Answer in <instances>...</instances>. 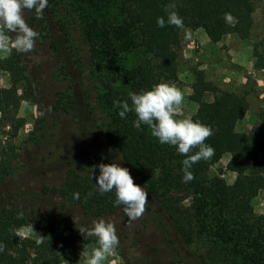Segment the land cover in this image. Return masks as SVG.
Wrapping results in <instances>:
<instances>
[{
  "label": "trees",
  "instance_id": "1",
  "mask_svg": "<svg viewBox=\"0 0 264 264\" xmlns=\"http://www.w3.org/2000/svg\"><path fill=\"white\" fill-rule=\"evenodd\" d=\"M258 1L121 0L114 22L95 17L78 24L85 46L83 59L73 55L70 32L49 5L51 0L40 19L61 71L71 81L69 104L82 134L78 149L91 147L92 134L98 136L110 158L96 155L91 160L98 165L103 161L120 163L129 169L134 183L145 188L148 192L145 211L159 221L177 251L175 260L167 264H264V214L256 215L250 201L251 195L264 192V159L260 158L264 154V121L247 133L236 131L237 122L249 108L247 94L220 90L197 78L189 99L198 107L191 118L213 127L214 133L205 144L215 149V155L195 163L191 168L195 178L184 183L182 161L187 157L176 146L161 144L147 125L142 124L140 130L135 128L138 117L134 111L121 118L122 109L114 102L127 101L131 106L129 93L150 90L160 82L177 81L181 29L167 24L164 11L167 4H176L185 29L200 28L210 41L216 42L229 33L248 38ZM108 2L73 0L71 5L76 6L78 13L84 5L97 7L98 3L108 5ZM226 13L236 18L233 25L223 21ZM159 17H164V27L158 26ZM135 52L143 56L142 61L128 67L129 56ZM253 56L254 68L264 70V55ZM23 59V53L12 50L1 65L9 73L11 83L0 88V184L15 173L14 165L18 163L19 155L9 142L23 125L18 117L20 103L37 104ZM89 87L95 94L93 100H88ZM206 93L213 95L209 102L203 99ZM98 112L100 123L96 119ZM84 116L86 122L82 123ZM84 125L88 132L84 131ZM47 133L42 118L30 133L29 143L41 147ZM55 151L69 158L73 149L58 146ZM226 151L230 153L226 170L236 174L233 184H227L220 175L209 174L210 161L219 160ZM80 156L78 164L68 158L65 161V181L57 192L90 214L102 215L122 207L115 204V190L99 192L96 178L100 174L95 171L92 178L90 170L97 164L86 161V155ZM33 162L29 160L28 165ZM90 192L92 196L88 195ZM74 193H79L78 200ZM185 199H190L189 206L182 204ZM38 201L33 195H0V244L6 246L0 252V264H60L66 249L79 243L91 247V251L97 246L96 237L75 231L52 214L51 209L46 212L50 214L35 211L38 216H33L31 212ZM35 222L44 224L41 243L18 232Z\"/></svg>",
  "mask_w": 264,
  "mask_h": 264
},
{
  "label": "rangeland",
  "instance_id": "2",
  "mask_svg": "<svg viewBox=\"0 0 264 264\" xmlns=\"http://www.w3.org/2000/svg\"><path fill=\"white\" fill-rule=\"evenodd\" d=\"M121 0H109L108 5L98 3L97 7L84 5L77 13L76 6L71 5L73 0H51L50 6L55 9L59 19L64 21L70 32V44L73 55L82 58L85 56V46L81 41L78 24L86 22L95 17L115 21L116 8ZM64 5L65 8H62ZM75 10V11H74ZM24 18L33 30L40 33L35 41L33 50L23 53V64L25 75L31 83L37 104L21 102L18 109V117L23 120L15 139L9 142L18 157L15 163V173L8 176L0 184L1 194L33 195L39 201L34 206L33 216L37 212L50 211L56 217L72 226L77 232H87L92 227V222L98 219L111 220L115 223L119 245L102 264H167L175 260L177 251L169 241V237L158 220L154 219L146 211L135 221H129L124 215L123 206L106 214H90L79 204H73L64 199L57 189L65 181V161L68 157L55 151L56 148H70L69 160L77 164L81 160V154L86 155V161L97 164L94 159L96 155L102 158H110L109 150L103 145L102 140L92 134L94 145L86 146L83 151L77 147L82 134L79 132L80 124H76L73 109L70 107L71 81L62 73L58 57L50 46V40L45 37L41 20L37 18L35 10H24ZM252 27L248 38H241L234 33L224 34L229 39L228 43L209 48H196L190 59V64L185 66L184 58L178 57L177 70L183 73L190 72L185 80L169 82L175 84L184 93V100L180 108L179 116L191 117L193 113L189 99L192 94V85L197 78H202L214 84L218 89L224 91L245 92L249 103L245 116L236 124V131L247 133L250 129L264 121V70L254 67V53L264 55V0L255 4L252 15ZM225 23L233 25L235 17L224 18ZM186 30V29H185ZM14 39L15 34L8 33ZM184 30H180L179 39L184 40ZM180 46V45H179ZM251 49V53L249 52ZM14 50V49H13ZM178 56H179V49ZM11 51L0 54V88L10 86V75L1 69L2 62L9 58ZM143 56L137 52L131 54L127 61L128 67H133L142 61ZM90 82V81H89ZM88 83V82H86ZM88 100L95 97L92 88L89 87ZM213 95L206 93L204 101H211ZM74 99V98H73ZM190 107V109H189ZM197 110V104L194 103ZM99 112L96 114L97 123L102 120ZM45 119L48 135L41 147H34L29 143V135L33 128L38 126L40 119ZM86 122V117L82 123ZM84 131L88 128L84 125ZM37 132V129L35 131ZM56 153V154H55ZM230 153L224 152L222 157L216 161H210L209 174L220 175L227 184H233L236 174L226 170ZM264 159V154H260ZM34 161L28 165V161ZM20 162V163H19ZM102 163L108 164L107 161ZM82 163L79 166L82 167ZM98 166V164H97ZM96 172L100 174L99 168ZM84 174V173H82ZM253 212L256 215L264 214V192L260 191L250 196ZM184 206L190 205V199H185ZM35 212V213H34ZM39 218V217H38ZM44 224L35 222L29 227L18 230L19 234L40 240L43 235ZM91 255V247L79 243L73 248L66 249L60 264H87Z\"/></svg>",
  "mask_w": 264,
  "mask_h": 264
},
{
  "label": "clouds",
  "instance_id": "3",
  "mask_svg": "<svg viewBox=\"0 0 264 264\" xmlns=\"http://www.w3.org/2000/svg\"><path fill=\"white\" fill-rule=\"evenodd\" d=\"M48 6V0H0V54L8 53L13 49L20 53H27L34 49L35 41L40 33L33 30L24 18V10H33L38 19L43 18V11ZM176 4L170 3L165 6L167 13V24L184 30L186 40L192 38L191 29H186L183 18L176 10ZM226 19H231V14H225ZM164 17H159V27L165 26ZM8 33L15 34L14 39ZM131 106L127 101H115L114 105L121 108V118L126 113L134 111L138 117L134 121V127L138 130L141 125H147L151 134L161 144L176 146L180 154L186 156L182 161L184 173L183 182H191L195 177L191 171L192 166L200 160L211 159L215 155V149L206 145L205 140L213 135L214 129L211 125H205L200 121H194L191 117L177 118L184 100L183 91L175 84L160 82L150 90L140 93H129ZM199 149L192 153L194 149ZM96 167L100 175L97 186L101 194L115 190L116 206L123 205L124 215L128 220L135 221L142 216L148 203V192L144 187L134 183L129 169L121 167L120 163H100L93 166L92 178ZM92 196L93 193H89ZM74 198L79 199V193H74ZM88 236L97 238V246L92 248L87 264H102L119 245V238L115 223L103 218L94 220L92 227L87 231ZM37 243H41L44 237ZM5 245L0 244V252L5 250Z\"/></svg>",
  "mask_w": 264,
  "mask_h": 264
},
{
  "label": "crops",
  "instance_id": "4",
  "mask_svg": "<svg viewBox=\"0 0 264 264\" xmlns=\"http://www.w3.org/2000/svg\"><path fill=\"white\" fill-rule=\"evenodd\" d=\"M192 31V38L190 40H186L184 38L183 41H180V47H179V56L184 58L185 61V66L190 64V59L192 58L193 54L195 53L196 48L204 47L206 51L209 48H214L219 45H223V43H228L229 39H234V38H224V36L216 42L210 41V39L207 37L205 32L202 29H196V30H191ZM249 52L251 53V49L249 48ZM251 68L253 67V64L251 62ZM178 74V80L182 81L187 78V75L190 76V72H185L183 73L181 70H177ZM196 104V103H195ZM190 107L194 110L192 115L196 112V109L194 107V103L190 104ZM189 107V109H190Z\"/></svg>",
  "mask_w": 264,
  "mask_h": 264
}]
</instances>
